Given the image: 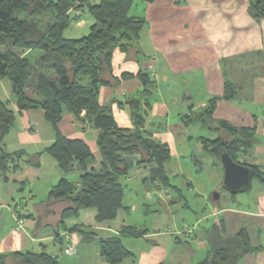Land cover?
Returning a JSON list of instances; mask_svg holds the SVG:
<instances>
[{
	"label": "crops",
	"instance_id": "1",
	"mask_svg": "<svg viewBox=\"0 0 264 264\" xmlns=\"http://www.w3.org/2000/svg\"><path fill=\"white\" fill-rule=\"evenodd\" d=\"M130 13L144 17L147 24L128 52L115 48V81L100 87L99 100L112 108L120 127L134 129L130 111L121 103L138 94L141 72L155 79L144 130L171 147L172 159L165 164L171 187L159 180L146 181L150 167L135 165L121 177L127 209H120L116 219L98 222V210L91 207L58 222V210L66 202L52 203L48 194L64 175L78 182L82 167L76 164L63 173L46 151L55 141V130L45 110H24L3 141L7 152L27 153L0 173V255L8 254L9 264L17 263L11 255L16 251H45L60 264H109L101 254L100 238L118 235L123 225L148 232L122 237L134 254L122 264H194L209 254V235L216 225H222L225 236L245 228L252 245L264 247V180L252 178L245 193H222L216 200L211 193L221 186L224 168L218 156L204 148L203 140L231 136L211 129L212 122L185 124L181 118L199 114L213 96H223L226 81L233 83L236 96L218 99L213 120L254 128L251 141L240 147L236 158L264 168V18L250 14L249 0H134ZM0 95L18 112L8 78L0 80ZM85 114L78 117L65 108L59 128L65 136L89 145L94 158L88 168L99 169L104 161L97 144L100 130ZM37 153L40 165L34 166L28 159ZM206 153L214 155L210 163L216 169L207 179L204 172L184 173L182 163ZM69 245L76 253L65 252ZM242 264H264V249L247 253Z\"/></svg>",
	"mask_w": 264,
	"mask_h": 264
},
{
	"label": "trees",
	"instance_id": "2",
	"mask_svg": "<svg viewBox=\"0 0 264 264\" xmlns=\"http://www.w3.org/2000/svg\"><path fill=\"white\" fill-rule=\"evenodd\" d=\"M133 5L134 0H0V80L9 79L19 109L18 112L13 110L0 95V173L8 170L11 161L27 154L22 150L7 152L3 148L4 138L11 132L18 115L27 109H44L47 121L55 130V141L46 151L65 174L76 164L82 167L78 182L64 175L48 194L52 203L66 202L58 210V222L77 216L82 208L91 207L98 210V222L116 219L120 209H127L121 177L127 176L135 165L150 167L146 181L159 180L171 187L165 168L172 159L171 147L167 142L151 138L144 130L152 109L155 79L141 72L138 94L121 103L128 107L134 129L120 127L112 108L99 100L100 87L115 81L112 76L115 48L128 52L140 40L147 24L144 17L130 13ZM85 10L94 18L89 33L82 37L65 36ZM249 12L255 18H264V0H249ZM47 14H51L53 21L44 26L43 18L37 17ZM235 96L234 84L226 81L222 97L213 96L196 116L181 117L185 124L212 122L211 129L228 132L231 139L219 136L203 140L204 148L219 158L223 152H229L237 160V151L250 142L255 133L254 128L213 120L218 99L232 100ZM65 108L78 117L85 111V116L100 130L97 144L104 157L101 168H88L94 155L83 139L69 138L61 132L59 123ZM28 162L39 166L40 153L30 155ZM248 166L252 178L264 180V168ZM147 232V228L123 225L118 235L100 238L101 254L109 264H122L134 255L125 247L122 237H142ZM209 236L212 246L209 254L194 264H242L247 253L264 249L252 245L245 228L235 235L225 236L222 225H216ZM11 255L16 264H60L45 251H16ZM7 258L8 254H1L0 264H9Z\"/></svg>",
	"mask_w": 264,
	"mask_h": 264
},
{
	"label": "rangeland",
	"instance_id": "3",
	"mask_svg": "<svg viewBox=\"0 0 264 264\" xmlns=\"http://www.w3.org/2000/svg\"><path fill=\"white\" fill-rule=\"evenodd\" d=\"M92 2L95 1H99V0H91ZM43 25L45 26L47 22H52V16L51 14H47L44 16H39L37 17V19H41ZM94 20L93 16L87 11L85 10L83 13L82 18L79 21H75L73 22V24L70 26V28L65 32V36L67 37H82L85 36L89 33L90 31V26H91V21ZM45 22V23H44ZM207 155H200L197 156L194 161H186L184 163H182V167L184 169V173H193L194 171H198V172H204L205 174V179L207 174H211L212 172H214L216 169L211 165L210 160L212 159V157H214V155L212 153H206ZM219 161L220 158L218 157ZM220 163V167L222 168V163ZM202 177V176H201ZM211 178V176H210ZM179 181V180H178ZM258 181L257 179L253 180V183L255 184V182ZM253 184V185H254ZM220 187L214 189L211 193V196H213L216 200H218L215 195L219 194L222 195L223 194H227L230 195L232 193V191H230L229 189H227L224 185L223 179L222 182L220 183ZM129 186H131V183H129ZM125 191H127V188L125 187ZM245 193V191H242L240 193H236V194H243Z\"/></svg>",
	"mask_w": 264,
	"mask_h": 264
},
{
	"label": "water",
	"instance_id": "4",
	"mask_svg": "<svg viewBox=\"0 0 264 264\" xmlns=\"http://www.w3.org/2000/svg\"><path fill=\"white\" fill-rule=\"evenodd\" d=\"M220 159L224 168L225 187L232 192L248 189L252 182L251 168L235 160L229 152H223ZM215 197L218 199L219 194H216Z\"/></svg>",
	"mask_w": 264,
	"mask_h": 264
},
{
	"label": "built area",
	"instance_id": "5",
	"mask_svg": "<svg viewBox=\"0 0 264 264\" xmlns=\"http://www.w3.org/2000/svg\"><path fill=\"white\" fill-rule=\"evenodd\" d=\"M154 75H156L155 72H153ZM65 252L68 253V254H73V253H76V248L74 245H69L66 249H65Z\"/></svg>",
	"mask_w": 264,
	"mask_h": 264
}]
</instances>
